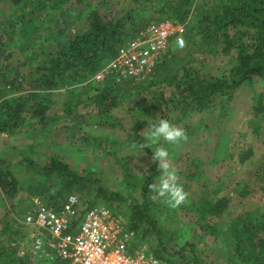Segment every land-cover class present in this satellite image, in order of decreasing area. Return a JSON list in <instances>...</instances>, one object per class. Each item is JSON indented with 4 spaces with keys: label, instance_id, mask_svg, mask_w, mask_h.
Segmentation results:
<instances>
[{
    "label": "rangeland",
    "instance_id": "1",
    "mask_svg": "<svg viewBox=\"0 0 264 264\" xmlns=\"http://www.w3.org/2000/svg\"><path fill=\"white\" fill-rule=\"evenodd\" d=\"M25 1L23 7L12 0H0V33L6 43L0 54L2 96L26 94L35 67L46 57L44 53L83 30L84 11L97 7L103 13L114 14L127 2L57 0L58 7L50 10L47 7L55 0ZM148 9L146 16L157 8ZM31 15L33 30L28 33L19 23ZM8 52L11 56L5 59ZM234 54H222L219 44L184 43L180 49L170 46L157 73L141 82L123 83L124 99L106 113L99 112L94 100L101 82L94 81L91 75L79 83L70 82L48 91L50 108L46 127L26 117L28 123L15 134L1 133L0 168L14 177L16 192L8 196L0 190V264H14L10 257L16 253L18 240L25 238L21 221L33 198L39 197L57 207L67 194L74 192L82 211L97 199L98 185L116 193L122 201L104 202L98 198L94 205H111L112 211L124 218L130 245H145L151 251L149 243L156 244V236L139 241L140 233L129 229L128 216L130 204L141 201L144 182L151 177L150 185L158 183L157 178L162 174L158 162L152 161L151 149L132 147L134 141L143 143L141 133L147 131L146 120L150 123L152 118L169 119L187 136L179 144L163 139L159 142L169 152L168 163L178 173L177 182L187 193L186 201L170 207L166 197H160L154 190L146 192L162 248L170 257L169 262L161 260L165 264H190L193 260L199 264H244L232 250L227 235L239 218L248 213H264V133L253 136L248 124L252 118V94H264V84L242 85L235 90L231 101L217 98L215 105L206 110L179 115V110L169 101L176 93L175 85L156 78L157 74L166 77L174 71L177 77H182L183 69H187L203 76L231 80ZM4 77H14L16 89L4 85ZM65 105L69 107L67 111ZM247 149H252V155L239 162V155ZM51 159L68 164L82 180L70 189L56 188L54 180L42 170ZM243 186L249 192L244 197ZM221 196L227 197L229 203L219 217L198 210L204 199L213 202ZM40 257L45 258L43 255L31 258L38 261Z\"/></svg>",
    "mask_w": 264,
    "mask_h": 264
},
{
    "label": "trees",
    "instance_id": "2",
    "mask_svg": "<svg viewBox=\"0 0 264 264\" xmlns=\"http://www.w3.org/2000/svg\"><path fill=\"white\" fill-rule=\"evenodd\" d=\"M12 1L14 4L21 3L23 7L27 4L25 0ZM58 4L55 0L47 8L53 10ZM151 7L157 9L146 16L148 8ZM84 12L83 30L69 41L57 42L53 50L44 53L46 57L35 67L26 94L7 97L0 93V134H15L29 119H36L40 125L46 127L49 123L46 113L50 108L48 91L70 82L79 83L93 75L113 57L122 44L152 20L170 18L184 23V43L219 44L222 54L235 53V63L230 69L231 80L203 76L187 69H183L182 77H177V71L168 73L166 77L162 74L156 75L157 81L175 85L176 93L169 101L179 110V115L191 110H206L215 105L217 98L231 101L235 90L242 85L255 82L264 84V0H127L114 14L103 13L97 7H91ZM32 20L31 15L27 20L23 18L19 25L24 26V31L32 33ZM58 33L63 34L61 30ZM5 45L0 33V54L4 52ZM10 56L11 52H8L4 58L8 59ZM158 69L159 66L155 73ZM2 81L4 85L10 84L11 88L16 89L13 84L14 77H4ZM122 84L105 79L98 85L100 88H97L94 100L99 112L106 113L120 105L124 99L122 90L126 88ZM251 98L252 118L248 120V124L251 134L260 137L264 133V94L254 93ZM68 108V105L64 106V110L67 111ZM251 155L252 149L243 151L239 155V162H244ZM42 170L45 176L54 180L56 188L70 189L82 180L68 164L57 159H51ZM150 182L151 177L142 186L141 201L130 204L128 226L132 231L140 233L139 241L151 239L155 235L157 243H149L151 251L156 257L169 262L170 257L161 245L158 225L150 212V202L146 195L147 191L153 190ZM0 190L8 196H13L16 192V180L8 170L1 168ZM58 192L59 190L56 195ZM248 193V189L243 186L241 196ZM96 197L104 202L122 201L116 193L107 192L101 185L97 186ZM97 199L91 201L90 206L98 203ZM228 203L225 196L213 202L207 198L198 210L219 217L227 209ZM47 204L51 205V202ZM59 206L54 207L58 210ZM108 207L112 210L111 205ZM227 236L232 250L237 253L242 263L264 264V213H248L234 221ZM31 257L33 256L29 254L20 257L13 253L10 259L14 264H64L55 259L41 257L37 258L38 261H32ZM190 264L199 262L193 260Z\"/></svg>",
    "mask_w": 264,
    "mask_h": 264
},
{
    "label": "built area",
    "instance_id": "3",
    "mask_svg": "<svg viewBox=\"0 0 264 264\" xmlns=\"http://www.w3.org/2000/svg\"><path fill=\"white\" fill-rule=\"evenodd\" d=\"M184 32L185 24L173 19L152 21L122 44L91 78L116 84L147 80L170 46H184ZM30 204L21 221L28 228L27 239L15 247L19 256L43 255L64 264H165L145 245L131 246L124 218L105 205L81 211L74 192L65 196L58 210L39 197Z\"/></svg>",
    "mask_w": 264,
    "mask_h": 264
},
{
    "label": "clouds",
    "instance_id": "4",
    "mask_svg": "<svg viewBox=\"0 0 264 264\" xmlns=\"http://www.w3.org/2000/svg\"><path fill=\"white\" fill-rule=\"evenodd\" d=\"M147 116V115H145ZM147 131H143L141 135L144 137L143 143L133 142L132 147L137 150L149 148L152 151V161L158 162V168L162 170V174L157 178L158 183L151 184L152 188L160 197H166V203L170 207H178L187 199V193L178 184V173L170 168L168 163L169 152L166 148L160 147L161 139L179 144L187 139L183 129L176 127L169 119L160 118L156 120L152 118V122H148Z\"/></svg>",
    "mask_w": 264,
    "mask_h": 264
},
{
    "label": "crops",
    "instance_id": "5",
    "mask_svg": "<svg viewBox=\"0 0 264 264\" xmlns=\"http://www.w3.org/2000/svg\"><path fill=\"white\" fill-rule=\"evenodd\" d=\"M69 118H70V115H69ZM70 120H71V118H70ZM7 135V134H6ZM26 234H25V238H23L22 240L25 242L26 241V239H27V235H28V228L26 229V232H25ZM20 241V240H18L19 241V243L20 242H23V241ZM17 256H19V255H17ZM21 257V256H20Z\"/></svg>",
    "mask_w": 264,
    "mask_h": 264
}]
</instances>
